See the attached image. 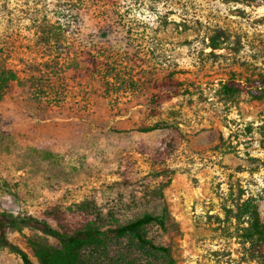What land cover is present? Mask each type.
<instances>
[{
	"label": "rangeland",
	"instance_id": "rangeland-1",
	"mask_svg": "<svg viewBox=\"0 0 264 264\" xmlns=\"http://www.w3.org/2000/svg\"><path fill=\"white\" fill-rule=\"evenodd\" d=\"M1 72L0 264H38L55 240L13 219L53 209L165 214L147 237L174 264H260L226 208L264 222V0H0Z\"/></svg>",
	"mask_w": 264,
	"mask_h": 264
},
{
	"label": "trees",
	"instance_id": "trees-1",
	"mask_svg": "<svg viewBox=\"0 0 264 264\" xmlns=\"http://www.w3.org/2000/svg\"><path fill=\"white\" fill-rule=\"evenodd\" d=\"M90 61L91 64L85 71L92 74L101 63L93 57ZM2 76L3 72L0 73V78L2 81L7 80ZM238 85L240 83L229 80L222 84V87L227 93H233L238 91ZM153 96L154 102H157L159 94ZM152 128L155 127L148 130ZM86 203H82L80 207L85 211L90 209L86 207ZM226 211L228 216L237 222L245 223L242 226V234L249 244L250 258L264 264V222L259 217L255 199L252 197L240 199L233 206L227 207ZM166 220L165 214L145 213L141 217L118 225L101 226L88 220L81 226L69 228L65 225V212L53 209L47 218L26 215L15 217L13 224L17 227L36 228L55 240L53 244L34 243L33 250L38 264H135L136 260L130 253V249L135 247L147 252L154 264H174L175 260L169 246L155 243L147 237L146 227L149 224L156 223L165 228ZM113 241L120 242L114 249L110 246ZM10 248L20 255L24 264H33L24 251L11 245Z\"/></svg>",
	"mask_w": 264,
	"mask_h": 264
}]
</instances>
